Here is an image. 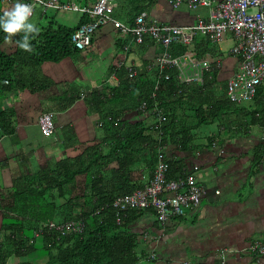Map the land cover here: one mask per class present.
Masks as SVG:
<instances>
[{"label":"trees","instance_id":"trees-1","mask_svg":"<svg viewBox=\"0 0 264 264\" xmlns=\"http://www.w3.org/2000/svg\"><path fill=\"white\" fill-rule=\"evenodd\" d=\"M157 1L116 0V3L119 15L133 26L136 17L144 12L149 14L148 9ZM10 7L0 0V14ZM79 14L82 18L75 26L57 23L54 17L47 23H37L41 31L31 41L34 47L30 51L15 44L20 33L6 41V34L0 31V96L21 91L35 96L57 85L41 77V67L45 63L60 64L83 52L76 49L71 35L91 18ZM105 28L94 34L92 44L100 38L97 33ZM117 43L124 50L127 42L119 39ZM153 45L149 38L143 44L131 45L128 53L135 52L139 58L134 64L139 73L136 79H129L123 67L116 71L117 86L98 85L115 72L117 64L113 67L108 64L109 72L103 78L97 77V86L78 94L68 84L57 97L61 111L78 100L85 104L87 114L94 120V141H80L76 136L73 142L64 145L72 155L14 179L10 188H0V264L138 263L140 243L134 225L154 209L118 213L111 205L114 199L142 188L144 179L154 176L160 149L169 165L167 178L175 179L189 169L184 159L173 157V152H188L202 139L209 147L217 130H237L241 126L239 118L243 120L244 115L264 124V83L252 99L256 104L253 110L239 107L226 94L227 82L219 79L221 69L212 72V78H207L203 86L179 84L174 70L162 74H170L168 80L159 79L157 71L149 70L158 56L150 51ZM169 51L172 56L189 51L200 57L221 53L217 44L202 36H197L191 46L172 45ZM121 59L120 56L118 62ZM77 67L78 71L84 68ZM158 80L160 87L155 90ZM77 81L91 86L90 79L80 77ZM144 103L147 107L142 111ZM233 113L237 114L236 119L230 117L224 122V116ZM17 124L14 110L0 111L1 136L12 135ZM207 126L213 127L210 134L205 131ZM69 131L75 132L73 128ZM98 132L102 133L101 138ZM49 222H75L83 227L81 231L63 234L51 229ZM33 255L44 261L33 263L30 260Z\"/></svg>","mask_w":264,"mask_h":264},{"label":"crops","instance_id":"crops-1","mask_svg":"<svg viewBox=\"0 0 264 264\" xmlns=\"http://www.w3.org/2000/svg\"><path fill=\"white\" fill-rule=\"evenodd\" d=\"M60 1L79 6H91L96 2V0ZM14 2H7V6H13ZM166 2L170 6L169 0ZM163 4L157 3L154 13L157 18L150 14L161 23L184 26L191 25L190 22H196L200 18L192 16L185 10L180 12L181 6L179 9L171 8L173 10L171 20L166 19L165 13L161 15V20L160 13L166 11ZM62 12L76 14L65 15L60 21L55 19L57 23L63 25L78 24L82 18L79 12L61 10L52 11L53 15L49 12L43 13L40 21L45 20L47 23L56 17L55 13ZM103 30L99 36L103 46L112 44V47L120 50L118 54H110L108 61L113 67L114 60L120 59L118 55L125 57L124 50L122 45L119 46L117 43L119 35L115 29L109 27ZM110 34H113L114 38H111ZM232 44L229 35L219 45L221 53L222 49L229 50ZM154 45L157 46L155 43ZM153 46L150 51L155 56L157 52L153 50ZM94 50L95 46L92 44V47L75 57L74 64L77 63L84 68L90 66L91 62L94 63L96 54ZM126 60L134 66L139 58L135 52H131L127 53ZM66 76L61 79L51 75L50 71L41 72L42 78L47 77L57 85L34 94L35 96L22 91L0 96V111L14 110L18 120L17 128L12 135H0V188H10L14 179L36 173L47 164L72 155V151L66 150L64 145L73 142L76 136L80 141H94L92 132L94 120L87 114L85 104L78 100L68 110L61 111L58 108L57 97L63 94L68 84L80 94L97 86L96 80L90 81V86L81 81L75 82ZM103 76L100 74V78ZM99 83L98 85L106 83L117 86L118 74L117 79L109 78L106 82L102 79ZM46 111L55 113L56 134L53 137L44 136L38 125L40 114ZM252 120L250 117H243L241 126L232 132L217 130L209 147L202 139L195 142L197 146L188 152H173L175 159H184L189 170L195 166L199 167L194 173L204 189V196L199 207H187L183 216L172 217L164 225L158 221L154 211L146 212L135 223L134 231L140 243L139 259L143 264H182L184 261H192L195 264H218L222 249L230 251L227 255V264H264V255L251 250L256 243H264V124ZM69 128H73L75 132H70ZM101 135L102 133L98 132L99 138ZM214 143L217 144L216 148L213 147ZM109 172L111 174L110 170ZM148 181L149 178L146 177L143 183L146 184Z\"/></svg>","mask_w":264,"mask_h":264},{"label":"built area","instance_id":"built-area-1","mask_svg":"<svg viewBox=\"0 0 264 264\" xmlns=\"http://www.w3.org/2000/svg\"><path fill=\"white\" fill-rule=\"evenodd\" d=\"M11 2L15 0H2ZM33 7V15L38 9L42 13L50 10L75 11L87 15L91 20L71 35V41L79 51L92 47L94 34L100 29L112 26L119 35V39L126 41L123 60H120L111 79H117L116 71L125 68L129 79L138 77V70L133 65L126 66L127 53L132 44H143L149 38L161 49L156 60L149 66L150 71H157L159 79H169L170 74L162 75L165 70H174L176 79L181 85L198 84L203 86L207 78L215 70L222 69V59L219 56H203L194 51L182 53L178 56L170 54L172 45L183 44L191 46L197 36H202L214 44L220 45L229 35L233 41L229 54L238 59V68L227 81L226 94L232 103L241 104L255 98L259 87L264 83V0H169L172 8L178 9L186 5L189 9L197 7H212L209 19L198 18L191 25H174L159 22L146 12L136 17L133 26L113 17L117 7L116 0H96L92 6H79L75 3H62L60 0H26ZM254 10V11H251ZM31 17V18H32ZM160 87L159 80L155 90ZM146 104L141 106L145 111ZM55 113L43 112L38 120L41 133L46 137L56 134L54 124ZM1 133V128H0ZM213 147H217L214 143ZM159 161L154 176L142 187L131 194L121 195L111 204L114 209L125 212L133 209L153 208L158 221L164 225L172 217H181L187 207L200 206L204 189L200 186L194 172L198 166L193 167L175 179L167 178L168 163L164 160V151H159ZM118 215V223L121 222ZM48 226L55 228L63 234L81 231L83 225L75 222L61 223L49 222ZM251 250L264 255V243H256ZM228 249L220 251V262L227 264ZM135 264H143L141 261ZM182 264H195L184 261Z\"/></svg>","mask_w":264,"mask_h":264},{"label":"rangeland","instance_id":"rangeland-1","mask_svg":"<svg viewBox=\"0 0 264 264\" xmlns=\"http://www.w3.org/2000/svg\"><path fill=\"white\" fill-rule=\"evenodd\" d=\"M161 2H163V6L166 8V11H162L163 13H160L159 15V18L161 19V15L165 13V17L167 20H171L172 16H173V8L171 9V7L167 4L166 0H158L157 3L161 4ZM157 9V4L151 8L148 9V15L151 16L150 14H152V16L156 17L157 18V15H155L154 13L156 12L155 10ZM179 9V8H178ZM211 9L212 7H203V6H200V7H197L195 9H189L187 6L183 5L179 11H188L192 16L198 18H203V19H209L210 15H211ZM52 11H55V10H50V11H47L49 12V14H52ZM119 8L116 7L114 13H113V17L120 20L121 22H126L125 20V17L123 15H119L120 12H119ZM251 11H254V10H251ZM56 12V11H55ZM42 10L38 9L37 12H36V16L33 19V21L35 23H45L46 21L43 20V21H40V17L43 16L42 15ZM176 14V12H175ZM53 15V14H52ZM56 17L55 19L57 21H60L61 20V17L65 16V15H76L72 12H62V13H55ZM162 20V19H161ZM62 24V23H61ZM77 23H70V26H75ZM109 27L111 26H108L106 27L105 29H109ZM100 36V33H97V37ZM110 37L111 38H114L113 34H110ZM112 41V39H111ZM98 43V44H97ZM138 45V44H136ZM218 45V44H217ZM95 46V50L94 52H96L95 56H94V63L91 62L90 63V66H86L85 68L81 69L80 71H78V65L77 63L74 64V60H76L75 57H71V58H68L67 60L63 61L62 63L60 64H53V63H45L42 67H41V72L45 73L47 71H50V74L51 75H54V76H58L59 78L63 79L62 77L66 76H69L68 78H73V80L75 82H77L78 78L82 77V78H85V79H90L91 81L93 80H96L97 77L101 74L102 76L105 75L108 71L107 69V63L109 64V61L110 60V54H118L119 51L116 49V47H112V44H109L108 46L104 45L101 43V41H98L94 44ZM219 47V45H218ZM153 50L155 52H157V54H160L161 52V48L159 49V47L157 46H153L152 47ZM225 48V47H223ZM223 50V53H220L218 56L222 59V69L219 71V79L221 82H224L226 83L231 77L232 75L235 73V71L237 70L238 68V64H239V61L237 58L231 56L229 54V50H226V49H222ZM116 56V55H115ZM120 57V55H118ZM123 60L124 59V56H121ZM118 60H114V64H117L118 65ZM126 63V66L130 65V62L129 61H125ZM78 68V69H77ZM69 72V73H68ZM66 76V77H67ZM67 78V79H68ZM72 85H75V83ZM239 107H244V108H248L250 110H253L255 107H256V104L254 101L250 100V101H244L242 102L241 104H239ZM236 116L237 114L236 113H233L232 115H225V119H224V122L227 121L228 118L232 117L234 119H236ZM244 117H248V116H245ZM240 121H242V119L239 118ZM55 121V119H54ZM237 121V120H235ZM205 128V127H204ZM213 130V127H206L205 128V131L207 132V134H210L211 131ZM227 132H232L228 129ZM214 136V135H213ZM196 172V171H195ZM195 174V173H194ZM30 260L33 261V263H38V262H42L44 261L43 259L39 258L37 260L36 256L33 255L32 257L30 256Z\"/></svg>","mask_w":264,"mask_h":264},{"label":"clouds","instance_id":"clouds-1","mask_svg":"<svg viewBox=\"0 0 264 264\" xmlns=\"http://www.w3.org/2000/svg\"><path fill=\"white\" fill-rule=\"evenodd\" d=\"M33 7L26 0H15L12 7L0 14V31L6 35L4 39L11 41L20 33L15 44L23 50H32L34 45L31 42L36 34L41 31L40 26L31 19Z\"/></svg>","mask_w":264,"mask_h":264}]
</instances>
